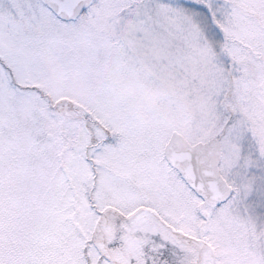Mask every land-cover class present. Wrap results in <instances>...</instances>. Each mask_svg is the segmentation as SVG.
<instances>
[{"label":"snow or ice","instance_id":"1","mask_svg":"<svg viewBox=\"0 0 264 264\" xmlns=\"http://www.w3.org/2000/svg\"><path fill=\"white\" fill-rule=\"evenodd\" d=\"M125 4L199 70L179 159L42 74V47L64 61L65 32ZM0 264H264V0H0Z\"/></svg>","mask_w":264,"mask_h":264},{"label":"rangeland","instance_id":"2","mask_svg":"<svg viewBox=\"0 0 264 264\" xmlns=\"http://www.w3.org/2000/svg\"><path fill=\"white\" fill-rule=\"evenodd\" d=\"M19 23L33 38L45 28L43 21ZM150 23V17L127 4L104 5L89 19L84 34L64 33V61L42 47V74L52 89L89 99L106 119L155 134L163 148L173 132L195 145L208 121L206 100L197 86L199 70L174 60L171 42L151 34Z\"/></svg>","mask_w":264,"mask_h":264},{"label":"water","instance_id":"3","mask_svg":"<svg viewBox=\"0 0 264 264\" xmlns=\"http://www.w3.org/2000/svg\"><path fill=\"white\" fill-rule=\"evenodd\" d=\"M194 147L195 146L185 145L176 133H172L164 149L170 156L179 159L187 152L192 151Z\"/></svg>","mask_w":264,"mask_h":264},{"label":"trees","instance_id":"4","mask_svg":"<svg viewBox=\"0 0 264 264\" xmlns=\"http://www.w3.org/2000/svg\"><path fill=\"white\" fill-rule=\"evenodd\" d=\"M64 45H65V42H64ZM55 60H58V61H60V59H55Z\"/></svg>","mask_w":264,"mask_h":264}]
</instances>
